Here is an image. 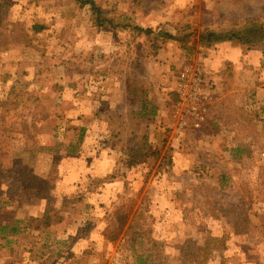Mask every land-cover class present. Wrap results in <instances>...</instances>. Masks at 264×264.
Instances as JSON below:
<instances>
[{
  "label": "rangeland",
  "instance_id": "374dc122",
  "mask_svg": "<svg viewBox=\"0 0 264 264\" xmlns=\"http://www.w3.org/2000/svg\"><path fill=\"white\" fill-rule=\"evenodd\" d=\"M95 1L144 29L158 30L159 17L170 19L173 36L185 26L197 30L247 17L264 24V0ZM0 14L1 30L21 33L19 44L0 52V120L26 125L0 132V153L5 159L21 155L41 178L54 174L57 209L64 198L79 200L65 205L62 214L71 222L57 228L70 264H135L131 248L139 252V241L149 248L157 244V258L147 264H187L181 248L198 252L208 238L220 242L211 244L206 264H264V52L250 51L255 52L251 65L236 59L233 72L220 71L209 52L205 60L211 62L204 63L200 54L189 59L174 41L162 42L147 58L145 37L98 32L90 9L79 10L72 0H0ZM198 64L209 72L212 101L204 121H189L180 135L171 117L176 79ZM137 80L158 103L156 118L120 115L139 107V96H120ZM107 83L119 85L115 96ZM16 91H22L18 102L32 94L39 107L26 104L27 110L10 113L3 103ZM81 129L79 153L66 156L64 148ZM131 134L148 136L150 151L146 162L129 170L122 161ZM237 147L250 155L233 159ZM47 149L60 153H42ZM44 208L43 202L15 204L26 236L38 235ZM117 209L120 215L130 210L119 232ZM26 236L19 239L17 254L0 249V264L38 263L25 247Z\"/></svg>",
  "mask_w": 264,
  "mask_h": 264
},
{
  "label": "trees",
  "instance_id": "16d2710c",
  "mask_svg": "<svg viewBox=\"0 0 264 264\" xmlns=\"http://www.w3.org/2000/svg\"><path fill=\"white\" fill-rule=\"evenodd\" d=\"M75 7L83 10L88 7L90 9V22L94 29L98 32H111L113 34H120L132 37H145L150 45L149 55H156L161 49V44L164 41H174L181 45L185 51L187 58H192L195 54L207 56L208 52L215 46L222 44H230L234 47L242 48L244 52L253 50H260L264 52V24L252 17L237 19L225 23H205L197 30L191 29V26H185L181 29L177 36L171 35L164 29H144L134 25L131 22L129 15L117 9L108 10L106 6H101L95 0H72ZM208 21V19L206 20ZM2 23V16L0 14V26ZM0 29V52L8 51L12 46L20 43L19 36L21 33L11 28L10 30ZM19 35V36H18ZM142 91V92H140ZM22 91L12 93L13 98L8 99V102L3 105L8 106L10 113H15L19 108L23 111L27 110V106L39 107L38 99L32 94L26 96V101L18 102V97ZM152 92L147 87V84L142 80H137L131 86L125 87L123 91L124 97L129 96L135 98L139 96V107L135 110L125 112L131 119L140 121L156 118L159 114V105L150 95ZM175 95V94H174ZM20 104V106H19ZM2 105V106H3ZM19 106V107H18ZM259 114H262L259 112ZM32 110L28 112V117H31ZM3 120V117H1ZM6 118V117H5ZM4 118V120H5ZM0 120V132H14L23 130L26 127L25 122L19 121L9 123L8 120ZM22 122V124H20ZM20 125L21 128H15ZM25 125V126H24ZM167 130V128H166ZM85 130L81 129L77 134V138L69 140L67 146L64 148L66 156H74L79 153ZM129 148L124 153L123 163L127 169H133L137 165L148 160V136L131 134L126 140ZM61 145V144H60ZM57 148V147H56ZM48 150V149H47ZM164 159H168L169 153L173 149L169 148ZM232 151L233 159H240L241 157H248V150L237 147ZM51 152L54 154L60 153V150H43L42 153ZM170 164V162H168ZM225 182L228 181L227 176L223 178ZM55 176L49 174L46 178L37 176L32 167L27 165L21 155L15 154L7 159L0 153V249L9 248L11 255L17 254L16 245L19 239L28 235V228L20 226L21 221L16 219L14 206L16 203L22 202H43L45 204L43 212V223L37 236H26L25 247L28 252L33 253L39 259L37 264H70L69 259L65 256L69 249L67 242L58 240V230L63 224L71 222L70 219L64 218L62 212L67 208L65 205L79 203L78 199L62 200V206L58 209L56 207V197L54 192ZM228 183V182H227ZM226 183V184H227ZM130 210L126 214L120 215V209H117L113 214V218L117 220V232L126 224L129 217ZM145 219V217H144ZM137 238H141L139 235ZM111 241H115V236L110 237ZM220 242L217 238H208L205 247L194 252L189 246H183L180 250L181 257L187 264H206L207 253L209 249ZM153 246L142 245L139 241V252L132 247L135 253V264H147L148 259H151L154 254ZM21 248V245L19 246ZM214 251V250H213ZM157 258V256H155Z\"/></svg>",
  "mask_w": 264,
  "mask_h": 264
},
{
  "label": "built area",
  "instance_id": "2783aa9c",
  "mask_svg": "<svg viewBox=\"0 0 264 264\" xmlns=\"http://www.w3.org/2000/svg\"><path fill=\"white\" fill-rule=\"evenodd\" d=\"M206 75L207 68L198 64L196 67L182 70L176 79L175 91L178 101L171 117L176 118L174 129L180 135L186 132L189 121L203 122L208 115V105L212 100L207 92Z\"/></svg>",
  "mask_w": 264,
  "mask_h": 264
},
{
  "label": "crops",
  "instance_id": "0c3cea01",
  "mask_svg": "<svg viewBox=\"0 0 264 264\" xmlns=\"http://www.w3.org/2000/svg\"><path fill=\"white\" fill-rule=\"evenodd\" d=\"M163 19H165V20H163ZM167 18H162L161 17V19H160V17H159V30L161 29V28H163V29H167L168 30V32L171 34V35H173L171 32H172V30H174L175 28H174V26H171L170 24L169 25H167V23L170 21V19H167ZM133 20L131 19V22H132ZM133 23V22H132ZM134 24V23H133ZM135 25V24H134ZM137 26V25H136ZM138 27H141V26H138ZM149 27H151V26H149ZM210 54H211V58L214 60V58H217L216 60L218 61V65H219V67L221 68V70L220 71H224V70H228V71H231V72H233L234 71V67H235V60L236 59H238L239 60V62H244V63H246L247 65L248 64H250V63H252V62H250L251 60H249V58L251 59V58H255V52H244L243 50H242V48H239V47H234V46H232V45H230V44H225V46H224V44H222V45H218V46H215L214 48H212L210 51H209V56H210ZM208 56V55H207ZM207 56H203L204 57V59H201V60H203V62L204 63H208L209 61L211 62V61H213L212 59L210 60L209 59V61L208 60H205V58H207ZM208 56V57H209ZM208 61V62H207ZM251 65V64H250ZM206 77L207 78H209L210 76H209V72L207 73V75H206ZM114 78V77H113ZM118 78V77H117ZM119 79V78H118ZM210 79V78H209ZM215 79V77H213V80ZM211 80V79H210ZM107 84H110V89L112 90L113 88V95L115 96V93H117L118 91H117V87H119V85L118 84H116V83H107ZM120 88L121 89H123V85H122V83H121V86H120ZM122 94H123V91L121 90L120 91V96H122ZM120 115H123L125 118H127V119H131V118H129L128 116H127V114H125V112H122V113H120Z\"/></svg>",
  "mask_w": 264,
  "mask_h": 264
}]
</instances>
